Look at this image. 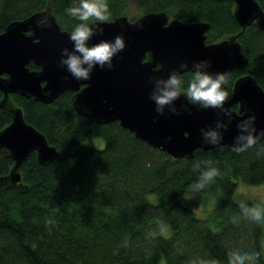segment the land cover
Masks as SVG:
<instances>
[{
  "label": "trees",
  "instance_id": "trees-1",
  "mask_svg": "<svg viewBox=\"0 0 264 264\" xmlns=\"http://www.w3.org/2000/svg\"><path fill=\"white\" fill-rule=\"evenodd\" d=\"M127 1L106 0L109 20L126 16ZM256 1L264 9V0ZM79 2L0 0V33L9 22L42 10H48L62 30L72 32L80 21L66 9ZM133 3L139 15L163 11L169 19L208 22L206 43L239 30L231 0ZM238 42L247 63L228 75L223 85L228 98L233 81L242 74H250L264 90V30L249 25ZM27 67L38 69L31 62ZM180 75L186 89L191 74ZM9 102L21 109L24 121L41 132L57 154L43 164L34 153L27 155L18 168L20 180L11 183L6 176L13 161L0 150V264H196L211 260L228 264L227 253L232 250L259 253L255 264H264L260 245L264 222L245 218L240 209L241 203L264 206V200L234 198L237 182H264V141L243 152L219 145L195 149L191 158L172 159L135 138L117 121L96 124L76 114L70 93L49 104L11 93ZM9 120L10 115L0 109V129ZM95 140L102 145L96 146ZM206 161L220 175L196 191L194 185ZM186 192L198 201L209 198V214L200 217L183 205L180 196ZM234 217L239 218L237 223ZM163 227L168 233H162Z\"/></svg>",
  "mask_w": 264,
  "mask_h": 264
},
{
  "label": "water",
  "instance_id": "water-1",
  "mask_svg": "<svg viewBox=\"0 0 264 264\" xmlns=\"http://www.w3.org/2000/svg\"><path fill=\"white\" fill-rule=\"evenodd\" d=\"M231 1L232 17L239 30L211 43L205 42L208 22L169 19L163 11L147 12L133 20L119 15L105 22L100 25L103 35L93 36L88 46L101 40L112 42L122 35L125 48L113 58L111 70L97 66L88 80H76L66 68L59 66L63 49L73 50L71 32L62 30L48 10L9 22L0 33V109L10 115L9 123L0 129V150L13 161L7 179L11 183L20 180L18 168L27 155L34 153L43 164L57 154L43 134L24 121L21 109L9 102L11 93L45 104L63 93H70L76 114L96 124L117 121L135 138L172 159L191 158L195 149L233 147L234 138L239 134L236 125L248 116H255L257 133L264 130V90L250 74H242L232 83L231 95L224 104L233 116L232 122L216 145L204 142L201 129L215 128L218 119L227 123L226 116L218 115L219 110L194 106L181 95L174 102L176 113L165 108L164 114L158 115L155 103L149 99L152 76L167 79L174 70L182 74L192 71L193 63L208 61L209 74L224 73L227 81L233 69L247 63L238 37L249 25L264 30V9L256 0ZM88 23L94 26L99 22ZM29 62L38 69L30 70ZM157 64L162 69L154 73L152 69ZM181 64H186L187 68L180 69ZM241 112L245 113L243 117H240ZM259 141H264V137Z\"/></svg>",
  "mask_w": 264,
  "mask_h": 264
},
{
  "label": "clouds",
  "instance_id": "clouds-1",
  "mask_svg": "<svg viewBox=\"0 0 264 264\" xmlns=\"http://www.w3.org/2000/svg\"><path fill=\"white\" fill-rule=\"evenodd\" d=\"M66 13L80 21V23L74 27L69 37L73 44V50L70 52L67 48L63 49L59 66L66 68L67 72L76 80L90 79L93 69L97 66L102 70H111L113 68V58L125 48L123 36H116L112 42L101 40L91 47L88 46V42L93 36L103 35L104 29L100 25L110 19L111 13L106 0H80L78 6L66 9ZM90 20L99 23L90 26L88 23ZM210 67L211 64L208 61L193 63V70L185 71L191 74V80L186 89L182 87L184 82L181 75L175 70L169 74L167 79L157 78L156 76L150 77L149 82L153 85V89L149 99L155 103V111L158 115H163L165 108L171 113H176L177 109L174 102L181 95L185 96L192 105H198L202 109L219 110L218 115L222 113L226 116L227 123H222L218 119L215 128L201 129L204 142L216 145L222 141L223 132L228 130L233 116L224 108V104L228 99V93L223 88L226 83V74H209L207 69ZM186 68V64L180 65V69ZM161 69L162 66L157 64L152 71L157 73ZM244 115L245 113L241 112L240 117ZM254 125L255 116L241 119L236 125L239 134L234 138V151L243 152L254 146L261 137H264V130L257 133ZM202 163L205 168L201 171L199 179L194 185L196 191L204 189L220 175L219 169L212 166L211 161ZM199 167V164L196 165L197 169ZM240 209L245 218L257 223L264 222V206L258 203H254L252 206L241 203ZM238 219L234 217L233 223H237ZM259 255V253H242L239 250H232L227 253L228 264H255ZM196 264H218V262L215 260L199 261Z\"/></svg>",
  "mask_w": 264,
  "mask_h": 264
},
{
  "label": "rangeland",
  "instance_id": "rangeland-1",
  "mask_svg": "<svg viewBox=\"0 0 264 264\" xmlns=\"http://www.w3.org/2000/svg\"><path fill=\"white\" fill-rule=\"evenodd\" d=\"M134 0H128L127 6L125 10V14L128 19L130 18H136L139 16V12L136 11L134 7ZM94 144L96 146H101L102 141L101 140H95ZM234 198L238 201H245L247 199H255L257 201H263L264 200V182L259 185H247L243 184L241 182H237L235 192H234ZM180 202L191 208L198 216L205 217L207 214H209L211 209V200L209 198L203 199L202 201L196 200L189 192L184 193L180 196ZM162 233L166 234L167 229L162 228ZM261 250L262 254L264 256V239L262 238L260 240ZM163 264V262H161Z\"/></svg>",
  "mask_w": 264,
  "mask_h": 264
}]
</instances>
